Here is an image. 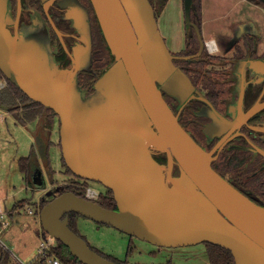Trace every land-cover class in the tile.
I'll return each mask as SVG.
<instances>
[{"label": "water", "instance_id": "obj_1", "mask_svg": "<svg viewBox=\"0 0 264 264\" xmlns=\"http://www.w3.org/2000/svg\"><path fill=\"white\" fill-rule=\"evenodd\" d=\"M92 2L115 60L96 81L95 91L83 97L80 54L69 68L59 67L53 58L51 71L47 33L41 39L30 28L22 32L17 21L13 31L7 0H0V69L29 97L53 108L60 118L67 166L112 189L118 206L105 207L68 190L41 208L42 227L85 264L122 263L97 252L70 227L66 214L72 211L160 246L216 243L232 252L235 264H264V207L212 166L213 152L181 125L163 95L165 90L184 99L195 89L175 63L201 56L206 47L192 20L194 0H184L185 23L200 41L194 55L171 51L151 0ZM90 37L88 31L86 39ZM242 63L244 72H264V58L248 56ZM239 85L242 95L246 82ZM262 107L264 103L255 105L246 115ZM39 138V155L46 161L48 143ZM155 153L166 154L167 162ZM175 164L178 175L173 174Z\"/></svg>", "mask_w": 264, "mask_h": 264}, {"label": "flooded vegetation", "instance_id": "obj_2", "mask_svg": "<svg viewBox=\"0 0 264 264\" xmlns=\"http://www.w3.org/2000/svg\"><path fill=\"white\" fill-rule=\"evenodd\" d=\"M76 4L84 14L85 23H74L71 18V12ZM7 5L12 19L10 27L13 31H15L16 21L20 31L25 25L31 28L40 27L46 31L49 50L59 67H72L76 54H80L81 57L80 52L88 50V55L91 56L90 66L78 71V79L86 95L92 93L90 89L94 88L95 83L90 72L95 66L93 60L96 50V12L92 0H7ZM85 24L90 31L89 41L82 27ZM203 55H205L203 58L211 55L207 47L201 56ZM214 55L218 59H212L213 62L208 64L180 62L197 60L201 56L192 59H175L176 65L188 74L195 89L184 99L169 94L165 90L163 95L178 116L181 125L203 148L213 152L215 158L212 166L240 191L264 207V153L260 150H264V130H262L264 107L251 116L246 115L253 106L264 103V72L258 73L247 68L244 72L246 86L242 95L241 85H239L240 62L248 56L264 58V52L255 47L251 48L249 45L243 46L240 42H232L229 48ZM197 91H200L205 99L200 98ZM57 119L60 122L59 116L56 117L55 122L58 121ZM40 120H36L39 121L36 129L41 130L42 139L44 140L46 134H51L52 137L54 127L50 128L46 121ZM155 157L162 163L167 162L166 154L155 153ZM43 167L47 171L45 162L40 160L36 152L32 172L27 180L33 188L45 184L46 175ZM65 172L68 178L73 180L64 185H72L75 188V186L85 185V182L91 185L90 182L94 181L98 183L99 187L95 188L100 192L96 201L105 196H111L109 188L101 182L70 173L67 168ZM173 174H179V167L176 164ZM62 187L63 185L58 186L57 191L54 188L49 190L55 193L49 199L60 194L59 190ZM45 195L46 193L43 194L42 199H47ZM117 207L116 204L114 208ZM131 236L134 238L135 235Z\"/></svg>", "mask_w": 264, "mask_h": 264}, {"label": "rangeland", "instance_id": "obj_3", "mask_svg": "<svg viewBox=\"0 0 264 264\" xmlns=\"http://www.w3.org/2000/svg\"><path fill=\"white\" fill-rule=\"evenodd\" d=\"M151 2L156 8V15L158 22H160L159 27L168 47L173 52H179L174 51L173 48L176 32H178V9H176L173 0H170L165 14L161 17V0H151ZM71 18L74 23H85L84 14L78 9L77 4L71 12ZM82 27L88 38L89 29L86 24ZM29 28L32 31H37L41 39H45L44 34L46 32L40 27L31 28L25 25L22 32L30 31ZM202 35L205 40L212 37V34L208 35L203 31ZM80 53L83 59L82 66L89 67L91 56L88 55V50ZM53 63V55L49 54L48 67L51 71L55 69ZM239 75L241 76L240 80L245 81L242 61L240 62ZM6 85H8L7 80L1 79L0 87ZM82 95L83 97L88 96L84 92ZM100 99L102 98H96L95 101ZM17 115V113L0 108V202L5 210L6 219L10 221V225L5 229L0 224V243H3L9 251V257L4 264H24L34 259L41 242L42 223L39 212L30 214L26 207L28 205L38 206L39 203L41 204L43 194L46 193V198L49 199L55 194L54 191L50 192L49 190L54 188L57 191L58 186L73 180L68 178L69 176L65 172L66 166L62 160V147L59 145L61 124L57 119L58 121L55 122L53 128V142L48 149L53 173L49 169L46 171L44 166L45 184L36 188L29 184L20 169L19 160L23 156L33 155L34 152H37L40 160H42L37 147L38 138L42 137L36 129L39 121L26 124ZM90 184L94 187L98 186V183L94 181ZM77 226L80 234L86 238L92 247L127 264H168L169 262L172 264H212L208 257L205 242L179 247H159L157 244L135 236L133 238L130 234L114 226L99 223L85 216L78 217ZM63 250L66 252L65 248Z\"/></svg>", "mask_w": 264, "mask_h": 264}, {"label": "trees", "instance_id": "obj_4", "mask_svg": "<svg viewBox=\"0 0 264 264\" xmlns=\"http://www.w3.org/2000/svg\"><path fill=\"white\" fill-rule=\"evenodd\" d=\"M167 1L168 0H161V3H160L161 10L165 7V5L167 4ZM252 1H255L261 4L262 6H264V2L262 0H252ZM155 11H156V8H155ZM192 20L195 23H197L200 26V28L202 27L201 0H194L193 2ZM185 28H186V48L179 51V53H182V54L196 53L200 48V41H199L198 35L194 27L185 25ZM95 49L96 50L94 53V60H93L95 63V66L93 67V70L90 72V75H92V80L94 83H96L98 78L109 68V66L115 60L114 55L112 54L111 49L104 36V33L102 31V28L100 26V23H99V20L96 14H95ZM203 57H205V55L201 56L197 60H184L180 62L181 63L195 62L197 64L198 63L208 64L210 62H213L212 59H218V57L215 56L214 54L208 55L207 57L208 59L203 58ZM1 79L7 80L8 85H6L5 87H0V108H3L12 113H17L23 123L27 124L29 122L36 121L37 119L38 120L41 119L40 121L41 122L46 121L48 125L50 126V128L54 127L55 119L58 116V114L53 110V108L47 107L43 103L36 101L32 99L31 97H29L28 94L25 93L12 78L7 77L5 73L0 69V80ZM90 91L92 93L95 91V84H94V88L90 89ZM44 139L48 143L47 160L44 162L46 164L47 169L51 170V173H53V170L51 168V160L49 158V153H48V149L53 142L51 134L50 135L46 134V137ZM59 145L61 146L60 141H59ZM34 157H35V152L33 155L23 156L19 160L20 169L24 173L26 180H28L31 175ZM62 160H63L64 165L67 168V171L70 173H73V171L67 166L64 157H62ZM85 184L87 185L86 182ZM71 189L77 194L86 197L85 189L82 186H79V187L75 186L74 188L72 185H63V187L61 188V190H59V192L62 193V192H65ZM109 193L111 194V196H105L103 199L101 200L99 199L97 201L105 207L114 208L117 202L113 196L114 194L113 190L110 188H109ZM49 200L50 199H42L41 208ZM16 206L17 204L15 205V207ZM66 215L69 216L70 227L76 233L80 234L78 226H77V219L79 216H82V215L74 211L69 212ZM205 244L207 248L208 257L212 264H235L234 256L229 249L225 248L224 246L220 244H216V243L205 242ZM64 248L66 249V252L63 250ZM92 248L95 249L97 252L101 253L102 255L106 256L107 258H110L122 264H127L126 262L117 260L111 255L104 254L102 251L94 247ZM58 252L68 264H85L81 262L76 256H74L71 253L69 247L66 246L61 241H60V245L58 248ZM0 254H1L0 264H4L9 257V251L1 244H0ZM168 264H172V263L169 262Z\"/></svg>", "mask_w": 264, "mask_h": 264}, {"label": "crops", "instance_id": "obj_5", "mask_svg": "<svg viewBox=\"0 0 264 264\" xmlns=\"http://www.w3.org/2000/svg\"><path fill=\"white\" fill-rule=\"evenodd\" d=\"M169 2L162 9L160 17L165 14ZM173 3L178 9V32L173 48L174 51H181L186 45L184 0H173ZM201 5V30L216 39L220 49L218 52L229 48L232 42H240L243 46L249 45L264 52V6L252 0H201Z\"/></svg>", "mask_w": 264, "mask_h": 264}, {"label": "built area", "instance_id": "obj_6", "mask_svg": "<svg viewBox=\"0 0 264 264\" xmlns=\"http://www.w3.org/2000/svg\"><path fill=\"white\" fill-rule=\"evenodd\" d=\"M206 47L211 54H215L219 51V46L214 38H210L206 40ZM86 193V197L96 200L99 197V190H97L92 185H83ZM27 212L30 214H35L41 210V204L38 206L28 205L26 207ZM0 224L2 228L5 229L10 225V221L6 219L5 210L0 202ZM41 242L37 248V254L34 259L29 263L24 264H68L59 254L58 248L60 245V240L56 237L52 236L48 231L44 230L41 226ZM3 245V243H0ZM4 246V245H3ZM5 247V246H4Z\"/></svg>", "mask_w": 264, "mask_h": 264}]
</instances>
